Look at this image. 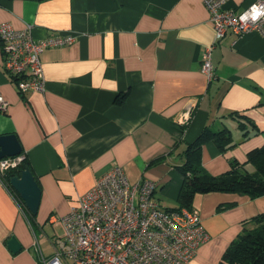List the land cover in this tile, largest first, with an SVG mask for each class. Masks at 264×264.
<instances>
[{
	"label": "crops",
	"instance_id": "0c3cea01",
	"mask_svg": "<svg viewBox=\"0 0 264 264\" xmlns=\"http://www.w3.org/2000/svg\"><path fill=\"white\" fill-rule=\"evenodd\" d=\"M255 0H227L241 10ZM31 24L36 40L72 35L40 55L44 90L20 93L2 68L0 135L13 134L40 188L36 213L0 179V264H43L62 236L60 217L113 164L136 182L150 179L164 207L176 206L183 151L204 127H227L236 145L212 141L201 164L218 175L264 144V35L250 31L215 40L204 0H0V24ZM213 45L211 82L201 71ZM192 110L183 132L177 117ZM246 115L244 137L239 117ZM19 153V154H20ZM245 167L253 170L251 164ZM233 206L217 210L222 204ZM207 232L187 264H218L244 222L264 212V194H196ZM15 237L21 248L11 251ZM42 262V263H41Z\"/></svg>",
	"mask_w": 264,
	"mask_h": 264
},
{
	"label": "built area",
	"instance_id": "2783aa9c",
	"mask_svg": "<svg viewBox=\"0 0 264 264\" xmlns=\"http://www.w3.org/2000/svg\"><path fill=\"white\" fill-rule=\"evenodd\" d=\"M226 1L204 0L215 40L229 33L235 37L250 31L264 35V0H255L241 10L224 8ZM31 28V24L22 29L0 24L2 68L20 93L43 91L41 53L74 39L67 34L36 40ZM212 47L205 49L201 61V71L209 81L214 78ZM7 105L0 96V108ZM191 111L178 115L179 133ZM24 157L20 153L1 158L0 174ZM60 222L62 236L55 240L53 254L42 258L43 264H187L208 236L195 207L167 209L156 197L154 181L133 182L118 164L79 195Z\"/></svg>",
	"mask_w": 264,
	"mask_h": 264
},
{
	"label": "trees",
	"instance_id": "16d2710c",
	"mask_svg": "<svg viewBox=\"0 0 264 264\" xmlns=\"http://www.w3.org/2000/svg\"><path fill=\"white\" fill-rule=\"evenodd\" d=\"M231 115L239 117L237 120L239 127L243 130L244 137L248 136L244 121L250 124L251 128L258 129L257 125L246 115L238 112H233ZM208 141L215 143L221 152L236 145L227 127L218 129L204 127L183 151V162L177 166L182 175L177 205L166 207L167 209H190L193 207L195 195L199 193L231 192L246 194L251 198L264 194V144L250 150L244 162L240 163L231 159L230 168L227 171L212 175L201 164V148ZM246 164H251L253 170L249 171L245 167ZM25 168H29V164L24 157L16 167L7 169L0 174L1 181L18 197L17 200L20 203L22 200L11 187L10 179L19 176ZM233 204H222L217 210L228 208ZM247 221L253 223L254 227L250 229L243 227L238 236L223 251L218 264H264V212L258 213L244 222Z\"/></svg>",
	"mask_w": 264,
	"mask_h": 264
},
{
	"label": "water",
	"instance_id": "95a60500",
	"mask_svg": "<svg viewBox=\"0 0 264 264\" xmlns=\"http://www.w3.org/2000/svg\"><path fill=\"white\" fill-rule=\"evenodd\" d=\"M20 152L21 147L13 134L0 135V159L17 155ZM10 185L19 194L28 209L32 213H36L41 191L30 169L25 168L19 176L12 177ZM7 245L13 252L21 248L17 239L13 236L7 241Z\"/></svg>",
	"mask_w": 264,
	"mask_h": 264
},
{
	"label": "snow or ice",
	"instance_id": "6c2138e0",
	"mask_svg": "<svg viewBox=\"0 0 264 264\" xmlns=\"http://www.w3.org/2000/svg\"><path fill=\"white\" fill-rule=\"evenodd\" d=\"M253 18H255V17H253Z\"/></svg>",
	"mask_w": 264,
	"mask_h": 264
},
{
	"label": "bare ground",
	"instance_id": "6f19581e",
	"mask_svg": "<svg viewBox=\"0 0 264 264\" xmlns=\"http://www.w3.org/2000/svg\"><path fill=\"white\" fill-rule=\"evenodd\" d=\"M42 263V262H41Z\"/></svg>",
	"mask_w": 264,
	"mask_h": 264
}]
</instances>
